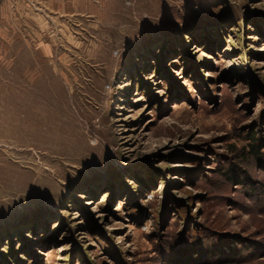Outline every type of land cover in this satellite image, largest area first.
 I'll use <instances>...</instances> for the list:
<instances>
[{"label": "rangeland", "instance_id": "1", "mask_svg": "<svg viewBox=\"0 0 264 264\" xmlns=\"http://www.w3.org/2000/svg\"><path fill=\"white\" fill-rule=\"evenodd\" d=\"M0 264H264V0H0Z\"/></svg>", "mask_w": 264, "mask_h": 264}]
</instances>
